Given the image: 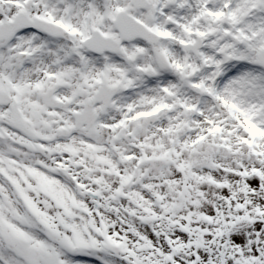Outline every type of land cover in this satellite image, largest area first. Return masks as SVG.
<instances>
[{"label":"snow or ice","instance_id":"1","mask_svg":"<svg viewBox=\"0 0 264 264\" xmlns=\"http://www.w3.org/2000/svg\"><path fill=\"white\" fill-rule=\"evenodd\" d=\"M0 264H264V0H0Z\"/></svg>","mask_w":264,"mask_h":264}]
</instances>
